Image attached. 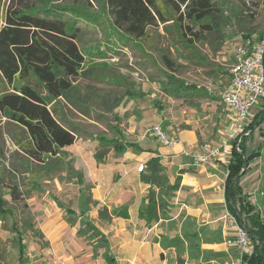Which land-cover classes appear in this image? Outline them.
Instances as JSON below:
<instances>
[{
	"label": "trees",
	"instance_id": "obj_1",
	"mask_svg": "<svg viewBox=\"0 0 264 264\" xmlns=\"http://www.w3.org/2000/svg\"><path fill=\"white\" fill-rule=\"evenodd\" d=\"M254 15L246 2L233 0H8L0 27V125L6 126L5 133L16 147L10 153L12 161L2 167L8 178L10 200L23 201L27 194L20 190L16 174H27L30 186L37 187V179L65 167L63 149L83 135L72 120L73 112L89 116L92 111L101 110L111 114L122 101L121 96L101 92L92 83L105 82V76L85 59L86 46L82 41L87 31L100 34L96 46L104 42L115 53L123 47H134L154 65L156 59L146 48L156 50L164 66L160 69L159 88L168 96L210 98L212 95L204 88L175 76L176 59L172 58L171 49L178 57L206 63L197 44L205 43L214 52L221 50L229 27H237L243 39L253 34L258 40L264 39V28L252 25ZM159 37L166 41L165 46L159 45ZM182 52L187 56H182ZM115 77L109 76L116 81ZM263 119L264 113L256 114L245 129L249 134L242 133L231 141L225 165V208L250 246L240 251L238 264H264V217L249 194L239 187L241 175L260 154V145L250 147L248 141L254 125ZM97 144L93 158L101 162L117 142L101 138ZM0 157H4L1 147ZM66 169L78 183H83L81 172L71 165ZM164 169L160 157L153 155L139 172V179L148 184V190L137 217L146 227L168 218L180 188V175L171 181ZM54 201L65 211L69 223H77L80 235L98 240L92 245L94 254L101 248L105 264H118L108 237L89 222L87 213L71 218L72 210L57 199ZM97 205L94 200V207ZM97 214L105 221L112 216L129 217L125 206L110 210L100 206ZM14 219L15 209L0 191V221H10L8 228L17 236L18 258H24L21 232ZM25 225L41 235L30 222L25 221ZM192 225L186 222L181 235L168 237L161 233L155 241L163 249L175 250L176 264H212V260H220L225 253L202 248L199 235L204 229L200 226L193 230Z\"/></svg>",
	"mask_w": 264,
	"mask_h": 264
},
{
	"label": "rangeland",
	"instance_id": "obj_2",
	"mask_svg": "<svg viewBox=\"0 0 264 264\" xmlns=\"http://www.w3.org/2000/svg\"><path fill=\"white\" fill-rule=\"evenodd\" d=\"M233 1L246 2L255 14L252 25L264 28V0ZM7 4L8 0H0V27ZM252 37L256 39L257 34ZM97 39H100L99 33L87 31L82 41L86 46L85 59L95 64L105 76V82L92 83L100 88L101 92L121 96L122 101L111 114L101 110L92 111L89 116L73 112L72 120L78 124L83 135L63 149L65 167L37 179V187L30 186L27 174H16L20 190L27 191L24 200L17 203H13L7 194L8 178L2 170L3 166L7 167L8 162L12 161L10 153L16 147L5 133L6 126L3 123L0 125V147L4 151V157H0V191L4 193L8 205L15 209L14 222L21 232V241L25 248V257L18 258L17 236L8 228L10 221H0V264H19L22 260L21 264H60L59 258L72 252L76 253L74 256L79 257L77 261H80L90 250L88 245L98 244L96 238L90 241L77 232V223L68 222L67 214L57 208L55 199L72 210L71 218L77 219L87 213L89 222L98 225L102 232L105 230L104 234L117 256L118 264H163L165 257L163 253L159 255L155 240L151 237L157 232H162L168 237L181 235L185 223L189 221L193 223V230H199L200 226L204 229L199 235L202 248H216L213 245L217 243V238L222 242L228 241L225 245L227 256L220 260L214 259V264H238L242 249L238 240L241 237L233 218L224 209L222 181L225 170L222 164L216 161L213 164L193 166L184 163L182 154L175 155L171 151L166 155L167 163L164 162L163 166L170 180L179 168H190L196 172L203 169L204 178L198 180L194 190L191 187L182 189L175 206L167 213L168 218L160 220L151 230L135 220L134 208L138 204L136 199L126 202L131 207L132 216L134 215L130 220L119 218L113 221L115 216H112L109 221H105L97 214V208L100 206L112 207L121 200L125 202L126 198L116 201L118 197L114 196L125 182L124 174L131 173L129 178L140 180L138 165H145L144 162L151 152L160 153L159 147L167 146L163 139L174 140L176 146V133L184 131L192 134L196 141L192 148L187 149L184 146L188 151H199L203 144L214 147L224 140H231L228 136L233 132L234 113L222 103L221 94L229 87V69L234 62L236 48L243 40L237 27L228 28L225 44L219 51H212L205 43L197 44L200 56L206 63L178 57L171 49L172 58L176 59L175 76L188 84L204 88L212 95L210 98L202 95L186 98L168 96L159 88L160 69H164V66L160 64L156 50L146 48L156 59L157 65H154L134 47H123L115 53V49H108L104 42L96 46ZM157 39L159 45L165 46L166 41L163 38ZM182 54L187 56L184 52ZM109 76H116L117 80L114 81V78ZM254 109L251 114L256 112ZM260 127L264 131V121ZM101 138L112 139L117 145L103 161L96 162L93 154ZM257 143L264 147V140L255 129L248 145L254 147ZM170 160L172 164L168 163ZM263 160L264 157L261 158V161ZM68 165L82 173L83 183H78L74 174L67 171ZM261 177L264 178L262 173ZM240 184L244 190H248L244 187V177L241 178ZM135 189L138 193L137 187ZM98 191L108 194L103 199L104 203L100 202L94 207V196ZM249 191L252 192V201L261 199L263 203L262 190L253 188ZM259 208L264 216V205ZM52 218L58 219L59 234L56 236H51L47 230L45 232L41 228ZM25 221L39 229L41 235H36L31 228L26 229ZM91 260L94 264H105L101 248H97V253L92 254Z\"/></svg>",
	"mask_w": 264,
	"mask_h": 264
},
{
	"label": "crops",
	"instance_id": "obj_3",
	"mask_svg": "<svg viewBox=\"0 0 264 264\" xmlns=\"http://www.w3.org/2000/svg\"><path fill=\"white\" fill-rule=\"evenodd\" d=\"M261 103H263V105H261ZM254 108H255L254 110H256V112L250 114L249 123L256 117V114H263L264 113V98ZM263 121H264V119L259 124H255L254 125V130L257 129L258 133L262 136V138L264 140V131L261 130V127H260V124ZM259 128H260V130H259ZM176 137L178 138V144L176 146L171 147V148H169L167 146H161V147H159L160 153L151 152L150 153L151 155L149 157H151L153 155H158L160 157V159H161L162 164H164V162L166 161L165 160L166 155H168L169 152L172 151V153L175 154V155H181V152L180 151H181L182 148H185V147H187V149L188 148H192V145H194V143L196 141L194 135L189 134L187 132L184 133V131H179L178 133H176ZM257 144L260 145V147H261L260 148V154L258 156H256L250 162V164L248 165L246 171L241 175V177L239 179V184H240L241 178L244 177V182H245V186L244 187L247 188L248 190H244V188H243V186L241 184H240V190L243 193L249 194L250 199H251V202L253 204H255L257 206V208L259 209V211H260V208H259L260 205H264V190H263L264 189V178L261 177V173H262V175H264V160L261 161V158L264 157V155H263V148L264 147H263V145L261 143H257ZM182 159H183L184 163L189 164V160H188L187 157L182 156ZM146 160H145V162H146ZM165 163H167V162H165ZM168 163L169 164H172L173 162L170 160ZM181 165H183V164H181ZM222 166H223V169L225 170V164H222ZM202 171H203V169H199L196 172L194 169L192 170L190 168H179V170L176 173V175L174 176V178L177 175H180V188L176 191L173 204H172V206L170 207L169 210H171L175 206V203L177 202L178 194H179V192L182 189H186V188H189V187L193 188V190L195 189V186L198 185V180L200 178H202V179L204 178L203 177L204 175L202 174ZM130 174L131 173H128V172L126 174H124L125 175V182L114 193V196H117L118 197V199L116 201H119L121 199L126 198L125 199V202L121 200L120 201L121 203L118 202L115 206L113 204L112 207H107V206L106 207L110 210L112 208H118V207L125 206L127 208L129 217L126 218V219L125 218H122V219L123 220H130L131 218H133L134 215L132 216L131 207L128 206V204L126 202L128 200H130V199H136L135 202H137L138 204L134 208L135 209L134 210L135 211V220L138 221V222H141L144 225L143 221L140 220L137 217V209H138L139 205L141 204V202L143 200V197L147 193L148 184L143 183L141 180H134V179L129 178L128 176ZM224 176H225V173H224ZM174 178L171 181H173ZM181 181H182V184H181ZM223 181H224V177H223ZM223 181H222V193H223ZM136 187L138 189V193L136 192V189H135ZM253 188L258 189V190H262V192H263V203L261 202L262 201L261 199H256L255 201H252V192L249 191V190L250 189H253ZM255 193H257V192H255ZM107 194H108L107 192L106 193L105 192L104 193H100L99 191L95 194L94 198L97 200L98 205L100 204V202L104 203L103 202L104 201L103 199H105L107 197ZM223 200H224V196H223ZM55 205H56V203H55ZM57 208L60 209L58 206H57ZM224 209L226 211L225 204H224ZM226 213L228 214L227 211H226ZM119 218H121V217H115V218L113 217V221H116ZM159 222L154 223L153 225H151L150 227H148V230H151L152 227L157 226V224ZM96 226H98V225H96ZM41 228H42V230H45V232L47 230L48 234H51V236H56L57 234H59V231L57 229L58 228V219L57 218L49 219L46 222L45 226L44 227L41 226ZM104 232H105V230H104ZM161 233L162 232H157L151 238L154 239V240L156 238L158 239L159 238V235ZM216 242L217 243H214V245H213V246H216V248H205V249H211L213 251L224 252L225 254H224L223 257H226L227 256V249H226L225 245H226V243L228 241L222 242L219 238H217ZM154 244L157 247V251H158L159 255L161 253H163V255L165 257V262L163 264H176V255H175V250L173 248L163 249V248H161L159 242H157V241H154ZM88 246H89L90 250L87 251V254H85L84 258H82V259L80 258L81 259L80 261H77V259H79V257L77 258L76 256H74L76 253L75 252H72L71 254H67L66 256H61L59 258L60 259L59 260L60 261V264L61 263H64V264H94L92 262V260H91L92 259V254H93V252H91L92 245H88ZM115 256H116V254H115ZM116 259H117V256H116ZM213 261H215V260H212L211 261L212 264H214Z\"/></svg>",
	"mask_w": 264,
	"mask_h": 264
},
{
	"label": "built area",
	"instance_id": "obj_4",
	"mask_svg": "<svg viewBox=\"0 0 264 264\" xmlns=\"http://www.w3.org/2000/svg\"><path fill=\"white\" fill-rule=\"evenodd\" d=\"M230 83L221 94L222 103L233 110V132L229 134L231 140H224L219 146L203 144L199 151L181 149V154L187 157L193 166L213 164L215 161L227 164L231 141L240 134H247L246 127L252 109L264 97V39L258 40L253 37L243 39L236 48L234 62L229 69ZM167 146H175V141L163 139ZM215 162V163H216ZM138 172L144 170V164L137 167ZM240 239L238 242L243 250L250 248L243 232L238 228ZM64 264V263H61Z\"/></svg>",
	"mask_w": 264,
	"mask_h": 264
}]
</instances>
